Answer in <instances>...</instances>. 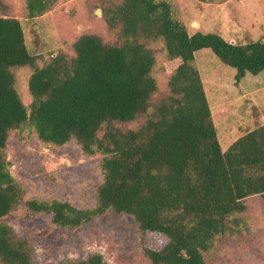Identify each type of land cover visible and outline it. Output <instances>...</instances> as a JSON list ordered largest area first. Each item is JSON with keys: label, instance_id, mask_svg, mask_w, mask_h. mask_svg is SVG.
Here are the masks:
<instances>
[{"label": "trees", "instance_id": "obj_1", "mask_svg": "<svg viewBox=\"0 0 264 264\" xmlns=\"http://www.w3.org/2000/svg\"><path fill=\"white\" fill-rule=\"evenodd\" d=\"M55 0H24L28 17L45 12ZM203 1V0H201ZM109 27L119 24L120 45L94 34L71 44L40 66L24 44L19 21L0 16V264H33V250L2 219L22 206L26 216L45 214L50 223L77 229L107 211L130 215L142 239L148 264H207L216 237L234 233L244 199L264 194V123L220 150L194 52L209 49L234 69L239 81L264 67V36L231 43L214 32L188 33L171 16L165 0H122L108 9ZM145 41H159L174 61L152 115L135 129H119L146 112L156 90L154 63ZM28 65L30 96L25 106L10 67ZM27 127L43 143L74 140L85 154L98 153L100 182L91 207L56 198L23 200L2 156L8 131ZM102 131L98 135V131ZM47 264H105L99 253Z\"/></svg>", "mask_w": 264, "mask_h": 264}, {"label": "rangeland", "instance_id": "obj_2", "mask_svg": "<svg viewBox=\"0 0 264 264\" xmlns=\"http://www.w3.org/2000/svg\"><path fill=\"white\" fill-rule=\"evenodd\" d=\"M122 0H55L40 15L28 17L24 0H0V16L16 18L24 44L40 66L62 53L73 57L72 42L81 34H94L107 45H120L119 24L109 27L106 12ZM171 16L188 33L214 32L231 43H244L264 36V0H165ZM153 55L150 76L156 90L146 112L128 122H114L119 129H135L150 117L160 98L169 94L166 86L174 61L166 59L159 41H145ZM203 90L216 129L220 150L253 127L264 123V67L255 75L233 79L234 69L222 64L207 48L194 52ZM28 65L10 67L14 88L28 106ZM98 131V135L101 134ZM6 168L29 198L67 200L78 207L93 206L100 182L98 153L85 154L74 140L56 146L39 141L23 126L8 131L2 149ZM246 209L236 215L239 228L216 237L205 253L207 264H264V194L244 199ZM13 233L25 239L33 250V264L59 263L99 253L105 264H148L141 253L142 239L130 215L107 211L77 229L58 227L45 214L26 216L23 207L14 208L2 219Z\"/></svg>", "mask_w": 264, "mask_h": 264}]
</instances>
